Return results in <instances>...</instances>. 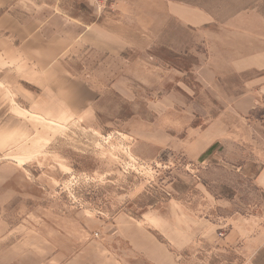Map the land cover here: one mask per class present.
Segmentation results:
<instances>
[{"label":"rangeland","instance_id":"rangeland-1","mask_svg":"<svg viewBox=\"0 0 264 264\" xmlns=\"http://www.w3.org/2000/svg\"><path fill=\"white\" fill-rule=\"evenodd\" d=\"M1 2L0 11L15 10L23 19L38 16L46 34L66 35L72 43L60 61L96 87L99 100L73 113L59 97L41 92L34 63L14 37L0 31V264H89L95 261L105 222L118 213L140 220L145 206L171 198L214 220L219 236L235 214L264 222V193L252 183L260 167L252 155L257 144L264 145V96H224L244 94L246 80L255 74L216 78L215 70L204 76L200 70L207 63L215 66L216 59L225 63L231 58L225 50L217 56L218 24L248 14L264 26V0ZM171 5L200 14L204 25L187 29L169 14ZM101 19L128 28L137 48L116 57L78 44L75 38L86 25ZM207 26L214 29L211 41L204 32ZM139 53L159 68L150 66L140 73L138 86L128 85L131 97L104 88ZM58 60L50 59V64L55 67ZM175 67L190 70L183 78L176 71V84ZM52 75L49 71L43 77ZM229 104L239 112L225 116V133L237 134L241 143L216 142L188 159L182 148L186 129L210 125ZM134 117H140V126L129 125ZM253 138L256 150L249 148ZM196 254L187 262L182 257L183 264H249L227 248Z\"/></svg>","mask_w":264,"mask_h":264},{"label":"crops","instance_id":"crops-1","mask_svg":"<svg viewBox=\"0 0 264 264\" xmlns=\"http://www.w3.org/2000/svg\"><path fill=\"white\" fill-rule=\"evenodd\" d=\"M169 14L173 15L172 18L181 25H186L189 30L205 23L203 16L199 14L197 17L184 8L171 5ZM246 15L247 18L245 14H236L227 20L226 25L218 24L216 28L217 56L221 58V52L225 50L228 55L230 52L231 58L228 57L229 59H226L225 63H220L216 59L215 66L207 63V68H204V65L200 67L201 76H204L203 74L206 72L209 74V70H215L216 78L235 73L255 74L246 80L244 94L238 92L230 96L224 95L226 97L240 99L248 93L253 96L257 94L264 96V42L261 41V39L264 40V26L252 22V18L248 14ZM27 18H21L15 10L2 9L0 11V31L8 32L10 36L14 37L18 41V47L22 53L31 59L32 64L34 63L33 66L37 69V74L41 75L38 80L42 83L40 85L41 92H50L49 97H59L57 99L63 100L69 105L74 110L73 113L76 109L82 111L81 108L85 109L88 106L90 108L92 103L98 102L99 92L96 87L89 85L81 73L77 74L71 71L59 59L61 53L71 47L72 41H69L64 34H46L44 22L38 16H28ZM125 29L127 32L119 27H113L105 19L104 21L101 19V21H94L86 25L75 40L87 49L97 51L104 56L122 57L126 52L137 48L136 41L129 34V29L126 27ZM211 30L214 29H210L208 26L204 28L208 41H211L209 39ZM49 45H51V49ZM206 47L212 51V44L209 42ZM52 55L56 56L55 61L59 59V64H54L55 67L50 64V59L54 61ZM150 66L154 69L159 68L155 63L150 65L145 58H140L139 53L132 61L127 62L116 77L104 85V88L110 92L117 90L121 97L130 98L128 85L131 83L140 84V73H146ZM82 67L85 68L86 64H82ZM54 69L55 71H53ZM172 70L175 74L174 80L171 79L174 84L178 80L176 71L182 74L181 78L184 73L190 72L185 68L177 67ZM49 71L53 73L52 77L44 78L43 76ZM161 72L160 70L159 74ZM208 76L207 78H209ZM202 79L207 81L205 78ZM209 80L212 79L209 78ZM255 102L260 101L255 99ZM230 105L219 111L210 125L203 128L198 125L186 129L185 138L187 141L182 148H185V155L188 159H196L216 142L241 143L237 134L230 136L225 133L229 128L225 123V116L237 115L239 112L231 110L233 107ZM252 106L254 104L249 107L252 108ZM184 112L192 114L188 110ZM204 114L208 113L202 112L200 115ZM128 123L130 126H140V117H134ZM231 125L234 126V123ZM133 133L137 134V131ZM153 133L155 132L153 131ZM138 134H140L139 130ZM252 141L253 144L250 142L249 148L256 150L257 139L253 138ZM257 145L259 148L258 151H254L252 160L260 164V167L255 173L252 183L260 192L264 193V145ZM160 148L161 146L158 147V150ZM177 195L178 192L174 190V196L177 197ZM236 215L227 218L229 219L228 230L219 236L217 229L219 224L187 209L177 198L145 206L140 220L125 213H118L111 223L105 222L104 226H101L98 237L102 242L95 247V261L89 264H183L182 257H185L184 262H187V259L198 256L196 253L206 252L208 248L232 249L240 257H244L249 264H264L260 259V257H264V222L260 223L258 216ZM222 223L225 225V221Z\"/></svg>","mask_w":264,"mask_h":264}]
</instances>
